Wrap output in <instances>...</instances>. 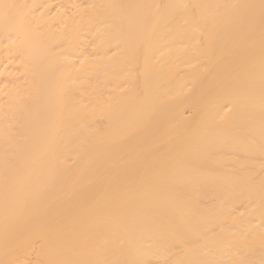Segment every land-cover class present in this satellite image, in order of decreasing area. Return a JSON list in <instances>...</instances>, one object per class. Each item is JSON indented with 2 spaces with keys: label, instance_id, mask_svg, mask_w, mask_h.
I'll list each match as a JSON object with an SVG mask.
<instances>
[{
  "label": "bare ground",
  "instance_id": "bare-ground-1",
  "mask_svg": "<svg viewBox=\"0 0 264 264\" xmlns=\"http://www.w3.org/2000/svg\"><path fill=\"white\" fill-rule=\"evenodd\" d=\"M0 264H264V0H0Z\"/></svg>",
  "mask_w": 264,
  "mask_h": 264
}]
</instances>
